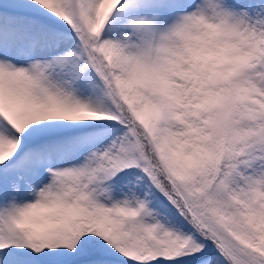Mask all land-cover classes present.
I'll use <instances>...</instances> for the list:
<instances>
[{"label": "snow or ice", "instance_id": "snow-or-ice-1", "mask_svg": "<svg viewBox=\"0 0 264 264\" xmlns=\"http://www.w3.org/2000/svg\"><path fill=\"white\" fill-rule=\"evenodd\" d=\"M0 264H264V0H0Z\"/></svg>", "mask_w": 264, "mask_h": 264}]
</instances>
